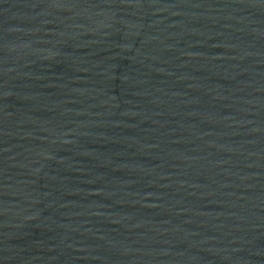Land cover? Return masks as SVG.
I'll list each match as a JSON object with an SVG mask.
<instances>
[{"label": "water", "instance_id": "1", "mask_svg": "<svg viewBox=\"0 0 264 264\" xmlns=\"http://www.w3.org/2000/svg\"><path fill=\"white\" fill-rule=\"evenodd\" d=\"M0 264H264V0H0Z\"/></svg>", "mask_w": 264, "mask_h": 264}]
</instances>
